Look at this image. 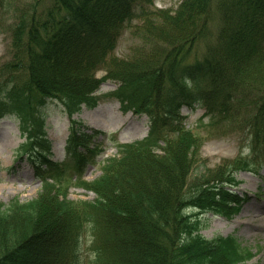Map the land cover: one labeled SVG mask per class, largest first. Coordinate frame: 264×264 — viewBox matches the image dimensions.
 <instances>
[{"label":"trees","instance_id":"1","mask_svg":"<svg viewBox=\"0 0 264 264\" xmlns=\"http://www.w3.org/2000/svg\"><path fill=\"white\" fill-rule=\"evenodd\" d=\"M152 1L0 0V29L12 41L0 63V118L19 120L31 161L56 168L45 156L49 101L72 112L112 95L150 123L146 138L119 144L100 176L82 180L96 192L93 201L69 200L66 188L46 184L37 198L0 202V264H69L84 231L93 264H243L252 256L233 234L195 233L199 219L184 208L231 211L228 187L249 162L237 159L233 169L222 164L187 182L201 141L178 108L184 98L200 101L209 127L247 131L264 150V0H181L173 10L152 9ZM132 17L141 21L132 31L143 44L118 58L114 47ZM211 25L216 34L207 38ZM99 64L119 87L93 95ZM202 80L205 90L190 93L188 84ZM71 123L65 148L81 168L98 150L89 145L99 131ZM61 168L52 174L58 181Z\"/></svg>","mask_w":264,"mask_h":264},{"label":"rangeland","instance_id":"2","mask_svg":"<svg viewBox=\"0 0 264 264\" xmlns=\"http://www.w3.org/2000/svg\"><path fill=\"white\" fill-rule=\"evenodd\" d=\"M157 8H175L179 0H154ZM138 20L134 18L127 22L119 34L114 55L118 58L130 56L134 46L143 44V39L131 33L133 24ZM207 38H212L211 34H216L217 26L211 25ZM10 37L7 32L0 29V63L10 57ZM200 49L203 45L200 44ZM105 74V70L100 65L96 68V76L100 78ZM200 82L198 87H202ZM114 81H103L95 90V93L109 92L117 87ZM192 103V104H190ZM47 138L51 141V160L61 162L64 160V143L69 134L71 119L82 121L83 123L103 130L105 134L98 137L96 142L105 151L100 153L92 163L85 166L81 176L87 180L101 174V167L107 156H114L117 148L113 140L118 143L131 142L146 136L149 127L147 115L138 114L132 111L122 112L120 103L114 98H105L98 102L93 108L81 105L79 111H72L67 114L62 105L55 102L47 104ZM180 114L186 126L201 138V147L192 163L194 172L189 174V179L194 178L197 172L202 174L207 165L211 168L217 166L224 159L232 167V160L241 152L245 155L249 153V147L244 146L237 135L222 136L221 138H211L208 131L203 129V124L207 121L204 117V109L198 106L197 102L182 104ZM24 141L18 128V120L15 117H3L0 119V202L7 204L14 198L20 201H28L35 198L41 191V171L32 166L26 156L16 157V149ZM256 162V153H252ZM14 169H10V167ZM43 167V166H42ZM71 180L67 184L68 197L75 200H93L95 194L85 188H79L75 179L76 172L71 169L68 173ZM238 179L240 185L237 189L240 195H245L246 202L240 206V210L230 217L211 212L199 215L200 233L204 237H213L216 234L227 235L234 233L243 244L256 252L254 260L264 263V166L254 171L239 172ZM47 180H51L50 177ZM246 221V222H245ZM91 235L85 233L81 239L80 248L77 249L66 261L69 264H92L93 254L88 246ZM48 249V247H47ZM44 255V254H43ZM44 256H35L39 262ZM45 259V258H44Z\"/></svg>","mask_w":264,"mask_h":264},{"label":"bare ground","instance_id":"3","mask_svg":"<svg viewBox=\"0 0 264 264\" xmlns=\"http://www.w3.org/2000/svg\"><path fill=\"white\" fill-rule=\"evenodd\" d=\"M246 222V221H245Z\"/></svg>","mask_w":264,"mask_h":264}]
</instances>
